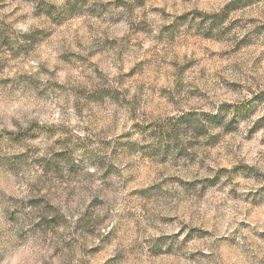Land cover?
<instances>
[{
    "label": "clouds",
    "instance_id": "obj_1",
    "mask_svg": "<svg viewBox=\"0 0 264 264\" xmlns=\"http://www.w3.org/2000/svg\"><path fill=\"white\" fill-rule=\"evenodd\" d=\"M0 264H264V0H0Z\"/></svg>",
    "mask_w": 264,
    "mask_h": 264
}]
</instances>
